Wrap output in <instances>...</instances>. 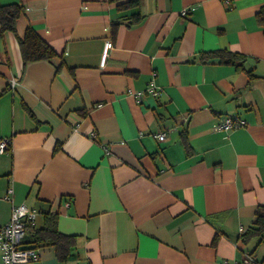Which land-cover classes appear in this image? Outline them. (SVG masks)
<instances>
[{
    "label": "crops",
    "instance_id": "1",
    "mask_svg": "<svg viewBox=\"0 0 264 264\" xmlns=\"http://www.w3.org/2000/svg\"><path fill=\"white\" fill-rule=\"evenodd\" d=\"M12 4L24 12L0 31V227L26 204L76 237L74 260L45 248L26 264H264V243L239 238L264 206V0H0ZM29 26L55 57L24 64ZM217 50L246 60H201ZM230 115L246 126L216 131Z\"/></svg>",
    "mask_w": 264,
    "mask_h": 264
},
{
    "label": "trees",
    "instance_id": "2",
    "mask_svg": "<svg viewBox=\"0 0 264 264\" xmlns=\"http://www.w3.org/2000/svg\"><path fill=\"white\" fill-rule=\"evenodd\" d=\"M110 3L116 4L119 11L138 9L141 0H109ZM24 12L23 7L18 5H0V31L15 32L16 22ZM142 19L140 13L134 14L130 20L137 23ZM259 25L264 32V7L257 14ZM20 42V51L24 64L36 62L40 60L52 59L55 57V51L45 42L32 27H28L25 35ZM219 59L223 63L234 64L237 67H242L246 57L242 54L217 50L210 53H205L201 56V60ZM5 93L2 92L0 96ZM185 147L188 149V144L184 139ZM240 240L247 243L253 238H258L259 244L264 243V206L257 207L255 211V222L243 234L240 235ZM217 242V237L214 239V244ZM23 245L27 248L37 250L45 248H53L56 258L60 262H69L76 257L73 250L76 247V237L66 235L58 230V214L44 212L42 214V224L37 226L34 223L29 224L25 231Z\"/></svg>",
    "mask_w": 264,
    "mask_h": 264
},
{
    "label": "built area",
    "instance_id": "3",
    "mask_svg": "<svg viewBox=\"0 0 264 264\" xmlns=\"http://www.w3.org/2000/svg\"><path fill=\"white\" fill-rule=\"evenodd\" d=\"M225 5L231 3V0H223ZM182 15H186L183 12ZM15 80H12L10 85L14 87ZM146 92L156 98L159 95V90L154 83V79L149 82ZM137 101L142 102L141 93L137 94ZM246 126V121L238 116L230 115L217 126L216 131L231 132L241 129ZM153 137L158 141H163L166 138L165 132L154 134ZM11 151V139L4 138L0 140V155L7 154ZM14 190L10 187L7 191L5 199L13 202ZM38 213L35 210L28 208L26 204L14 205L12 208L9 221L0 227V256L3 264H26L37 262L40 259V252L37 249L27 248L23 245L25 231L29 224L36 221ZM228 264V262H223ZM235 264H254L252 259H247L243 262Z\"/></svg>",
    "mask_w": 264,
    "mask_h": 264
}]
</instances>
